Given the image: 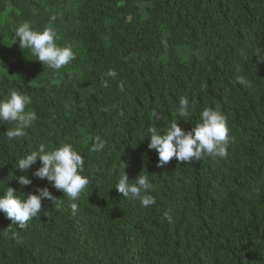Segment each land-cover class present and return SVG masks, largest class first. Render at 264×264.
I'll return each instance as SVG.
<instances>
[{"label": "trees", "instance_id": "trees-1", "mask_svg": "<svg viewBox=\"0 0 264 264\" xmlns=\"http://www.w3.org/2000/svg\"><path fill=\"white\" fill-rule=\"evenodd\" d=\"M53 15L57 43L76 55L58 73L13 45L20 24L43 30ZM12 90L31 96L38 119L14 140L5 133L15 124L0 121V196L48 187L64 204L44 199L47 212L24 228L0 213V264H264V0H0V99ZM206 108L227 119V157L160 167L148 129L176 120L190 131ZM96 137L105 146L94 152ZM40 144H71L84 158L75 213L33 175L39 161L15 168ZM121 170L130 181L149 174L156 203L125 199Z\"/></svg>", "mask_w": 264, "mask_h": 264}, {"label": "clouds", "instance_id": "clouds-1", "mask_svg": "<svg viewBox=\"0 0 264 264\" xmlns=\"http://www.w3.org/2000/svg\"><path fill=\"white\" fill-rule=\"evenodd\" d=\"M56 16L50 17L49 25L43 30L33 27L31 21L20 24L14 32V44H19L22 50H29L35 61L41 62L44 66L59 72L60 69L69 65L75 58V52L70 45L61 46L57 43L59 35L52 26ZM105 77L115 79L118 73L114 69L108 70ZM237 80L241 85H247L248 81L243 75H238ZM103 86H108L107 79L102 80ZM121 91L123 85L121 84ZM32 104V98L26 93L12 90L7 98L0 99V121L14 123L15 127L7 130L5 135L9 140L25 136V129L30 128L38 119L35 111L28 110ZM190 102L187 97L179 99L180 116L186 119L190 117ZM152 116L160 121L163 117L155 110ZM230 129L226 117L214 108H206L201 113V122L190 131L183 130L178 121L173 120L163 132L156 127L148 129L149 150L158 153L159 166L163 167L173 158L179 162L189 164L199 162L205 156H216L226 158L232 138L229 135ZM144 137V138H145ZM105 143L100 137H96V143L92 151H100ZM40 162V167L33 175L39 179H46L52 188L63 193L67 198L68 205L73 213L78 210V203L87 190L89 179L84 176V158L71 144H64L52 150H46L44 144H40L38 150L16 160V169L27 172L33 165ZM19 185L23 188L32 184L28 176L18 178ZM115 189L125 199L138 200L143 207H150L156 203L155 198L150 194L154 188L150 175L144 171L135 179H129L126 170H121L117 177ZM3 196H0V213L12 221V225L20 228L26 227L27 223L36 218L41 212H47L42 208V201H52L55 208L64 204L62 198H57L48 187L39 190V194H26L18 192L12 187H7ZM11 231V226L3 232Z\"/></svg>", "mask_w": 264, "mask_h": 264}]
</instances>
